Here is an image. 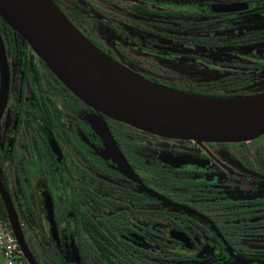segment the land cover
Segmentation results:
<instances>
[{
	"label": "flooded vegetation",
	"instance_id": "obj_1",
	"mask_svg": "<svg viewBox=\"0 0 264 264\" xmlns=\"http://www.w3.org/2000/svg\"><path fill=\"white\" fill-rule=\"evenodd\" d=\"M51 1L142 80L264 93V0ZM0 35V183L37 264H264V136L208 143L116 121L1 18Z\"/></svg>",
	"mask_w": 264,
	"mask_h": 264
},
{
	"label": "water",
	"instance_id": "obj_2",
	"mask_svg": "<svg viewBox=\"0 0 264 264\" xmlns=\"http://www.w3.org/2000/svg\"><path fill=\"white\" fill-rule=\"evenodd\" d=\"M0 18L72 93L116 121L163 138L208 143H241L264 136V93L213 98L142 80L87 42L51 0H0ZM0 61L6 91L9 73L1 35ZM0 195L24 257L37 264L1 183Z\"/></svg>",
	"mask_w": 264,
	"mask_h": 264
},
{
	"label": "built area",
	"instance_id": "obj_3",
	"mask_svg": "<svg viewBox=\"0 0 264 264\" xmlns=\"http://www.w3.org/2000/svg\"><path fill=\"white\" fill-rule=\"evenodd\" d=\"M0 264H29L12 230L0 226Z\"/></svg>",
	"mask_w": 264,
	"mask_h": 264
},
{
	"label": "trees",
	"instance_id": "obj_4",
	"mask_svg": "<svg viewBox=\"0 0 264 264\" xmlns=\"http://www.w3.org/2000/svg\"><path fill=\"white\" fill-rule=\"evenodd\" d=\"M180 92L193 94V95H200V96H209V97H213V98H228V97H225L223 95H218L216 91H212L210 93L208 90H205V89H194V90H190V91H180ZM242 96H244V95L232 96V97H242ZM0 221H4L7 223L9 222L7 211L5 209V206H4V203L2 201L1 196H0Z\"/></svg>",
	"mask_w": 264,
	"mask_h": 264
}]
</instances>
